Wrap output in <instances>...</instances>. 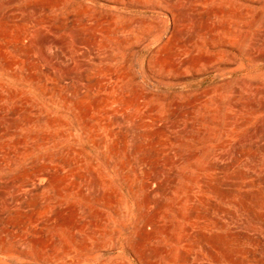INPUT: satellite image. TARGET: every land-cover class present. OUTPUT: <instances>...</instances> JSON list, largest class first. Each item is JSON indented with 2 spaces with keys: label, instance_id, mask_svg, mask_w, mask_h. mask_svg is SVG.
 <instances>
[{
  "label": "rangeland",
  "instance_id": "1",
  "mask_svg": "<svg viewBox=\"0 0 264 264\" xmlns=\"http://www.w3.org/2000/svg\"><path fill=\"white\" fill-rule=\"evenodd\" d=\"M0 264H264V0H0Z\"/></svg>",
  "mask_w": 264,
  "mask_h": 264
},
{
  "label": "bare ground",
  "instance_id": "2",
  "mask_svg": "<svg viewBox=\"0 0 264 264\" xmlns=\"http://www.w3.org/2000/svg\"><path fill=\"white\" fill-rule=\"evenodd\" d=\"M186 11V10H185ZM187 13V12H186ZM178 16V19L180 18L179 15ZM182 20L184 19V21H188V17L185 15V13H181L180 14ZM190 20V19H189ZM185 21V22H186ZM188 25V24H187ZM194 32V31H193ZM219 192L222 194V195H225V196H229V195H235L236 194V191L234 189H228V190H219ZM252 200V199H251Z\"/></svg>",
  "mask_w": 264,
  "mask_h": 264
}]
</instances>
